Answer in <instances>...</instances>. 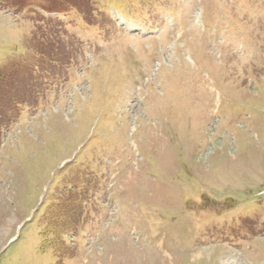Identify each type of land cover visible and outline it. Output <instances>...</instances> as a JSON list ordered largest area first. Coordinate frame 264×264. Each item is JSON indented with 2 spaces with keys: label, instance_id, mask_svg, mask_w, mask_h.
<instances>
[{
  "label": "rangeland",
  "instance_id": "obj_1",
  "mask_svg": "<svg viewBox=\"0 0 264 264\" xmlns=\"http://www.w3.org/2000/svg\"><path fill=\"white\" fill-rule=\"evenodd\" d=\"M3 80L0 264H264V0H0Z\"/></svg>",
  "mask_w": 264,
  "mask_h": 264
},
{
  "label": "trees",
  "instance_id": "obj_2",
  "mask_svg": "<svg viewBox=\"0 0 264 264\" xmlns=\"http://www.w3.org/2000/svg\"><path fill=\"white\" fill-rule=\"evenodd\" d=\"M4 80L0 82V84H3Z\"/></svg>",
  "mask_w": 264,
  "mask_h": 264
}]
</instances>
